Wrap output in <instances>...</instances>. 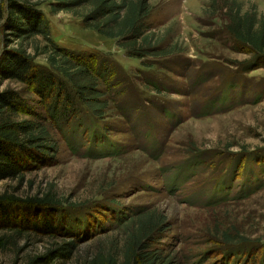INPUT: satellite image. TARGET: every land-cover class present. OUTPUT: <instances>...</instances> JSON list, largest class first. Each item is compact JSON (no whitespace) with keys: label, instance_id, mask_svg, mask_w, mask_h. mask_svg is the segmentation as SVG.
I'll list each match as a JSON object with an SVG mask.
<instances>
[{"label":"rangeland","instance_id":"1","mask_svg":"<svg viewBox=\"0 0 264 264\" xmlns=\"http://www.w3.org/2000/svg\"><path fill=\"white\" fill-rule=\"evenodd\" d=\"M8 1L0 0V53L21 47L2 30ZM17 1L44 15L57 47L103 60L108 112L60 129L50 121L56 164L0 182V198L21 202L12 227L0 229V264H122L150 215L162 221L144 235L155 264H264V66L245 70L252 56L234 50L222 5L149 0V40L161 53L137 59L87 28L76 16L85 8ZM240 1L264 17V0ZM45 45L23 47L50 70ZM6 90L44 116L21 84L0 82ZM47 196L52 208L30 207ZM72 243L70 256L57 255Z\"/></svg>","mask_w":264,"mask_h":264},{"label":"trees","instance_id":"2","mask_svg":"<svg viewBox=\"0 0 264 264\" xmlns=\"http://www.w3.org/2000/svg\"><path fill=\"white\" fill-rule=\"evenodd\" d=\"M222 5L227 25L225 32L238 53L252 56L244 64L246 71L264 66V17L257 11L244 12L240 0H212L210 8ZM54 12H69L86 9L81 16L87 28L94 29L106 38L116 40L128 57L144 59L158 54L149 40L152 9L149 0H57ZM8 19L2 29L6 41L9 37L19 42V49L6 47L0 53V82L14 81L24 87V92L36 95V102L43 108L44 116L16 90L0 92V182L22 181L27 172L37 171L56 164V143L52 139L47 123L67 125L75 118L84 124L91 115L95 121L103 120L108 112V102L100 89V81L110 69H105L103 60L85 53L72 52L59 48L51 39L50 28L44 15L35 5H26L17 0L6 4ZM215 11V10H214ZM1 18V13H0ZM42 40L46 43L43 52L48 54L50 70L35 65V56L23 47L27 42ZM38 48V47H37ZM41 52L36 49V56ZM161 53V52H160ZM102 69V70H101ZM104 69V70H103ZM32 117L25 120L23 117ZM67 127V126H66ZM92 139L94 136L92 135ZM100 139V138H99ZM35 202V201H34ZM51 199L47 196L38 204L31 202L32 209H47ZM19 201L0 198V229L10 228L16 215ZM41 205V206H40ZM151 215L146 221L139 222V235L132 240L125 253L122 264H155L159 254L145 255L149 250L146 241L153 227L161 224L160 218L153 224ZM75 242V240H74ZM57 255L70 256L77 248L67 245ZM100 259L92 264H98ZM106 264H117L107 260Z\"/></svg>","mask_w":264,"mask_h":264}]
</instances>
